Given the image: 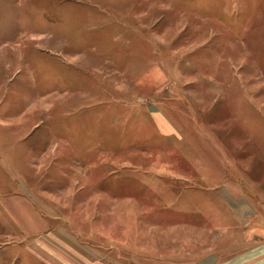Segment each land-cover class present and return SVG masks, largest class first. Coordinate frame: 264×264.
Listing matches in <instances>:
<instances>
[{
	"label": "rangeland",
	"instance_id": "rangeland-1",
	"mask_svg": "<svg viewBox=\"0 0 264 264\" xmlns=\"http://www.w3.org/2000/svg\"><path fill=\"white\" fill-rule=\"evenodd\" d=\"M18 193L86 204L110 260L248 264L264 0H0V211ZM1 218L0 264H34Z\"/></svg>",
	"mask_w": 264,
	"mask_h": 264
},
{
	"label": "crops",
	"instance_id": "crops-1",
	"mask_svg": "<svg viewBox=\"0 0 264 264\" xmlns=\"http://www.w3.org/2000/svg\"><path fill=\"white\" fill-rule=\"evenodd\" d=\"M100 193L98 192V194ZM59 195L62 196V194ZM101 195L115 200L118 197L116 191L113 196L109 195L107 197L106 191H103ZM98 196L103 198L100 195ZM55 200L57 203L58 199ZM2 202L5 207L0 211L1 225L3 224L6 227L9 224L2 222L1 215L7 222L9 217L12 216L10 223L14 220L18 228V234L15 236L16 242L21 246L24 253H28L27 260L32 261L34 264H128L123 263L121 258H118L117 261L116 258H112V261L110 255H100L95 252L89 241L91 237L88 236V231H83L86 228L88 229L87 219L82 221L78 219L80 212L82 214L87 213L86 204L83 208L78 207L77 211L76 205L72 209H67L66 219L61 221L60 218L64 213L60 210L59 205L54 207L44 199L40 201L39 206L27 194L18 193L9 198H4ZM104 202L101 201L100 203ZM88 204H90L89 201ZM102 205L100 209L105 210V203ZM203 211L202 208L201 213ZM105 212L107 211L105 210ZM42 213L47 217L50 216L54 221L48 220ZM112 213V216L118 217L116 216L118 215L117 210H113ZM243 220L244 218L240 221ZM244 222L250 224L248 232L250 239L253 238L255 242L259 238L261 241L258 246H253L252 250L247 252L248 264H264V216L260 214L252 215L250 219L245 218ZM103 233L108 234L109 231H103ZM85 234L88 237H85ZM9 243L13 244L15 242L11 240Z\"/></svg>",
	"mask_w": 264,
	"mask_h": 264
}]
</instances>
